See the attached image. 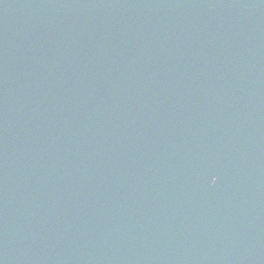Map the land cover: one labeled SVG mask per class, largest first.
I'll return each mask as SVG.
<instances>
[{"label": "water", "instance_id": "1", "mask_svg": "<svg viewBox=\"0 0 264 264\" xmlns=\"http://www.w3.org/2000/svg\"><path fill=\"white\" fill-rule=\"evenodd\" d=\"M0 264H264V0H0Z\"/></svg>", "mask_w": 264, "mask_h": 264}]
</instances>
